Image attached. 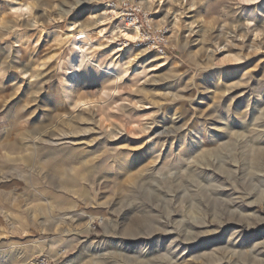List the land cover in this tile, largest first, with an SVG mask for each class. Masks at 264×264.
Returning a JSON list of instances; mask_svg holds the SVG:
<instances>
[{"label": "rangeland", "instance_id": "obj_1", "mask_svg": "<svg viewBox=\"0 0 264 264\" xmlns=\"http://www.w3.org/2000/svg\"><path fill=\"white\" fill-rule=\"evenodd\" d=\"M40 259L264 264V0H0V264Z\"/></svg>", "mask_w": 264, "mask_h": 264}, {"label": "built area", "instance_id": "obj_2", "mask_svg": "<svg viewBox=\"0 0 264 264\" xmlns=\"http://www.w3.org/2000/svg\"><path fill=\"white\" fill-rule=\"evenodd\" d=\"M37 264H51L50 261L46 260V259H40Z\"/></svg>", "mask_w": 264, "mask_h": 264}, {"label": "bare ground", "instance_id": "obj_3", "mask_svg": "<svg viewBox=\"0 0 264 264\" xmlns=\"http://www.w3.org/2000/svg\"><path fill=\"white\" fill-rule=\"evenodd\" d=\"M156 1V0H155ZM160 2V1H159ZM124 37H126V38H128V39H136L137 37H128L127 35H124ZM81 104H83V103H81ZM257 155V154H256ZM257 157V156H256Z\"/></svg>", "mask_w": 264, "mask_h": 264}]
</instances>
